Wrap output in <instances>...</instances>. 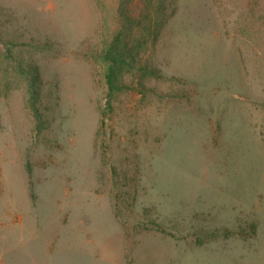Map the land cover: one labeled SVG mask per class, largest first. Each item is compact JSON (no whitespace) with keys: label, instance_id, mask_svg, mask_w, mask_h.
<instances>
[{"label":"rangeland","instance_id":"374dc122","mask_svg":"<svg viewBox=\"0 0 264 264\" xmlns=\"http://www.w3.org/2000/svg\"><path fill=\"white\" fill-rule=\"evenodd\" d=\"M0 264H264V0H0Z\"/></svg>","mask_w":264,"mask_h":264},{"label":"trees","instance_id":"16d2710c","mask_svg":"<svg viewBox=\"0 0 264 264\" xmlns=\"http://www.w3.org/2000/svg\"><path fill=\"white\" fill-rule=\"evenodd\" d=\"M120 16H128L130 14L128 5H126L125 1L121 2V6L119 9ZM124 34L122 32L117 33L115 38L109 43V46L105 49L102 54L103 60L107 63L106 67V78L107 84L109 88H113L115 86L118 71L120 69L121 64L123 63V55L122 51L124 49Z\"/></svg>","mask_w":264,"mask_h":264}]
</instances>
